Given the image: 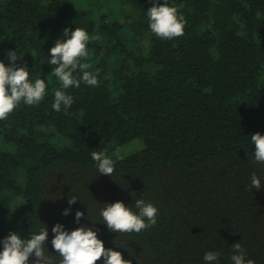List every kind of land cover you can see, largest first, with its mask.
Wrapping results in <instances>:
<instances>
[{
    "label": "trees",
    "instance_id": "16d2710c",
    "mask_svg": "<svg viewBox=\"0 0 264 264\" xmlns=\"http://www.w3.org/2000/svg\"><path fill=\"white\" fill-rule=\"evenodd\" d=\"M169 3L185 19L173 39L149 31L150 0H0V59L16 49L30 78H46L54 41L82 27L88 70L98 73L97 86L67 90L66 111L51 108L58 84L49 75L39 105L0 119V239L41 221L50 241L57 222L78 227L77 210L95 220L99 202L132 203L135 192L156 204V225L120 235L95 225L124 259L203 264L205 251L218 250L230 264L240 242L264 264V188H248L253 171L264 178L250 144L264 134V0ZM92 151L118 155L112 177L99 176ZM72 196L81 201L65 217Z\"/></svg>",
    "mask_w": 264,
    "mask_h": 264
},
{
    "label": "clouds",
    "instance_id": "9594fccd",
    "mask_svg": "<svg viewBox=\"0 0 264 264\" xmlns=\"http://www.w3.org/2000/svg\"><path fill=\"white\" fill-rule=\"evenodd\" d=\"M152 6L147 8L145 15L148 29L160 39H173L183 35L185 19L169 0H150ZM90 34L82 27L65 28L53 46L48 50L47 64L52 66L46 78H30V71L24 62V56L18 55L16 49L5 51L0 59V119L6 118L21 104L26 106L39 105L47 95V89L54 77L58 87L53 90L51 108L57 112L66 111L74 102V97L68 94L70 88H79L81 83L95 87L98 84V73L89 71L87 63L90 52L88 44ZM20 61L18 64L17 61ZM47 81V82H46ZM252 146L251 162L264 165V134L256 132L250 135ZM254 146V147H253ZM247 155V153H246ZM91 159L96 171L101 175L113 176L118 155H109L106 151H92ZM264 178L253 171L249 176L248 188L261 190L264 188ZM135 193V192H133ZM133 196V202L126 204L122 200L100 203L94 208L96 219L77 210L74 222L78 227L68 229L57 222L51 227L52 237L49 241V226L40 223L27 235L20 231H10L0 239V264H133L130 259H124L122 252L112 247H105L103 239L99 238L95 225L103 224L112 233H140L142 230L157 224L158 208L155 203L142 196ZM53 200V199H52ZM76 196L68 198V207L62 211L67 217L72 213V205ZM55 201V200H53ZM81 201V200H80ZM97 201V200H96ZM82 218L87 222L81 223ZM49 243L52 250H49ZM116 248H126L114 243ZM222 253L218 250L205 251L203 264H221ZM102 258V259H101ZM230 264H254L247 258L246 249L240 242L231 245Z\"/></svg>",
    "mask_w": 264,
    "mask_h": 264
},
{
    "label": "rangeland",
    "instance_id": "374dc122",
    "mask_svg": "<svg viewBox=\"0 0 264 264\" xmlns=\"http://www.w3.org/2000/svg\"><path fill=\"white\" fill-rule=\"evenodd\" d=\"M139 146H140L139 143L134 142V144H132L131 146L124 148L123 153H128V152L138 148Z\"/></svg>",
    "mask_w": 264,
    "mask_h": 264
}]
</instances>
